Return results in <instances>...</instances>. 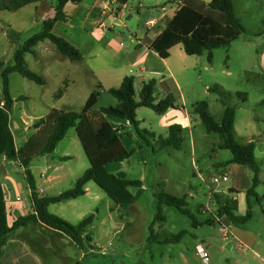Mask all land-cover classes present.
Listing matches in <instances>:
<instances>
[{
    "label": "rangeland",
    "instance_id": "374dc122",
    "mask_svg": "<svg viewBox=\"0 0 264 264\" xmlns=\"http://www.w3.org/2000/svg\"><path fill=\"white\" fill-rule=\"evenodd\" d=\"M126 1L127 6L121 12ZM167 2L168 0H81L79 3H71L67 8L68 21L58 22L53 32L77 47L83 61L72 62L50 41L37 47L35 55H26L30 69L43 76L47 83L39 85L18 73L11 75L10 90L16 100L11 117L20 123L24 121L20 130H14L16 144L23 145L34 133V123L45 117L51 109L81 112L91 93L98 90V84L102 83L106 88L116 87V83L105 82L94 74L83 78V73L79 74L80 70L75 69L92 68V62L102 66L106 62L113 63L115 59L112 58H117L114 50L122 43L125 48L135 47L136 37L141 40L148 34L150 29L147 22L159 21L163 14L162 8ZM257 2L263 5L254 7L256 0H235L236 11L245 32L229 48L216 50L212 63H209L207 53L189 56L182 46L173 53L171 64L176 71L180 90L172 82H168V87L178 97V105H184L194 119L193 129L183 131L182 150L170 148L154 152L132 132L131 137H125L130 138L125 144L130 150L136 149L135 153L128 160L107 167V171L113 175L124 173L128 180H141L143 190L140 199L127 207L118 206L97 184L90 182L87 185L89 195L80 197L76 203L65 207L72 224H78L81 220L73 214L79 208H83L85 218L94 216L93 224L87 228V232L93 237V249L86 244L81 264H203L195 256L199 243H209L212 264H264V205L251 198L253 218L244 225L236 226L250 237L247 244L242 243L234 234H229V230L216 219L225 197L214 198V193L226 190L232 180L229 170L226 172L229 175L226 183L214 184L212 177L222 175L216 169L231 160L232 154L220 148V137L208 134L199 117L193 114L197 103L207 102L210 113L220 120L225 106L219 94L212 89L219 87L224 92L226 104L236 109L235 129L239 141H253L256 145V158L261 168V183L256 191L260 195L264 194V78L262 80L255 75L259 73L261 64L259 52L264 49V0ZM101 3L106 15L95 18L93 10ZM169 4L168 2V12L173 14L179 6ZM57 6L58 0H44L39 5H28L14 13L0 12V62L12 65L16 49L42 31L45 18L54 16ZM11 30L21 34L19 41L18 38L9 36ZM48 43L53 47H49ZM68 79L72 86L67 96L61 101L55 100L54 95L63 81ZM1 88L0 75V90ZM101 92L102 97L95 110L118 103L108 90ZM136 93V99L140 100V92ZM162 95V90L156 91L157 101ZM244 95L247 96L246 99ZM25 97L28 99H24ZM162 118V115L152 109L142 107L138 110L142 129L166 137L169 129L161 127ZM149 140L153 143L152 138L149 137ZM65 155L70 159H60ZM13 164V167H8V181L0 182L13 186V194L22 195V192L16 190V185L26 184L24 171L18 163ZM49 164L53 170L59 169L57 174L62 177L41 186L45 196L50 197L73 188L76 180L90 167L75 129H71L58 144L52 160L47 161L46 157L36 158L31 170L40 177L41 173L47 171ZM248 171L252 183L253 175L249 169ZM129 190L134 195L139 192L136 187H130ZM161 192L185 197L193 217L182 214L175 207H165L166 220L155 225V241L149 243V226L158 212L156 194ZM246 192L244 190L238 196L239 216L246 215L248 210ZM23 196L28 200L27 194ZM63 205L67 206L66 203L52 205L50 211L55 215L62 214ZM209 219L217 222L208 224ZM195 221L199 225H195ZM224 232H227V238ZM180 233H184V237L179 243H164ZM249 242L252 244L249 245ZM67 251L72 253L70 246H67Z\"/></svg>",
    "mask_w": 264,
    "mask_h": 264
},
{
    "label": "trees",
    "instance_id": "16d2710c",
    "mask_svg": "<svg viewBox=\"0 0 264 264\" xmlns=\"http://www.w3.org/2000/svg\"><path fill=\"white\" fill-rule=\"evenodd\" d=\"M44 0H0V12H17L22 8L43 2ZM79 3L80 0H58V6L54 16L46 18L40 33L33 35L24 44L20 45L14 53V63L6 65L0 62V75L2 88L0 90V172L4 163H18L24 171V177L31 192L32 212L18 218L12 225L9 224V213L6 201V193L0 182V253L3 252L10 235L21 227L31 223H42L54 230L67 235L80 249L85 250L86 244L90 245L91 235H85L87 228L93 224L94 216L83 219L78 224H72L64 218L52 214L49 207L53 204L75 200L86 195V187L90 182L97 184L118 206L127 207L136 203L143 190L141 180H128L124 173L113 175L107 171V167L113 163H121L128 160L135 149H127L121 140L119 130L109 122L108 117L128 121L134 132L142 141V144L150 146L154 152L170 148L182 150L183 128L180 125L169 127L168 136H157L140 127L138 109L145 107L152 109L159 115L166 114L170 109H178V100L170 93L165 98L157 101L155 92L157 80L151 79L144 82L140 91V100H137L135 89V77L127 76L120 87L111 88L108 92L117 101V105L103 107L95 110L100 98L101 86L94 90L88 98L81 112L66 111L53 108L43 118L34 123L35 133L27 142L17 148L15 137L11 127V113L16 100L11 95L10 77L18 73L22 77L39 85H46V79L30 69L26 55H35V48L42 42L51 41L56 49L72 62H81L83 56L79 49L66 38L56 35L53 31L58 22H67L68 16L65 7L68 3ZM169 3L178 4L179 8L167 24L165 30L153 41L150 48L158 53L162 59L170 57V50L182 45L189 56H202L207 53L209 63L213 62L214 52L221 48H228L238 40L245 32L241 18L238 16L235 0H212L205 3L201 0H168ZM20 33L10 31L11 38H18ZM68 81L58 89L54 98L61 99L67 89ZM225 106L223 118L217 120L209 111L207 102L197 103L194 107V115H197L208 134H216L220 137L221 149L231 152L232 158L224 166L233 164L246 166L253 175L252 186L246 192L248 210L246 215H237L238 202L233 199H225L224 205L217 212V217L226 216L235 225H244L253 218V210L250 199L254 198L259 204L264 205V194L256 191L261 181L259 174L260 165L256 158V145L254 142L242 143L239 141L235 124L236 109L224 101L225 94L215 87ZM247 96L244 95V99ZM3 103V105H2ZM75 129L84 152L90 162V167L76 180L73 188L58 196H44L40 193L36 179L32 173V162L39 157L54 156L58 144L65 139L68 132ZM153 139V143L149 140ZM68 160L70 158H63ZM5 160V162H4ZM130 187L139 188L137 195L129 190ZM214 198H218L214 193ZM158 212L152 220L148 237L149 243L155 241L154 227L159 222H165V207H175L182 214L193 217L188 209L185 197L180 198L168 193H158ZM215 219L207 220L208 224L216 223ZM195 225H199L195 221ZM184 233L165 240V244L179 243Z\"/></svg>",
    "mask_w": 264,
    "mask_h": 264
},
{
    "label": "crops",
    "instance_id": "0c3cea01",
    "mask_svg": "<svg viewBox=\"0 0 264 264\" xmlns=\"http://www.w3.org/2000/svg\"><path fill=\"white\" fill-rule=\"evenodd\" d=\"M201 1L205 3H209L212 0H209V1L201 0ZM257 1L258 0H256V4L254 7H261L263 4H260ZM71 3L72 2L68 3L65 7V13L67 16H68L67 8ZM39 4H41V2L37 4H32V5H39ZM169 5L178 6V4L176 3L174 4L170 3ZM126 6H127V1L124 2L123 7L121 8V12L123 8H125ZM164 6L165 7L162 8L163 14L160 16L159 21L151 20L155 23V25L151 28H148L150 29L148 30V34L145 35V37L142 38L141 40H139L136 37L137 44L135 47L125 48L122 43L120 47L116 48V50L113 49L115 53L117 54V58H112L113 60L115 59L113 63L106 62V64L102 66V64L100 63L92 62L93 64L92 68H88V69L86 68L84 70H81V68L75 69V70H80L79 74L83 73V76H82L83 78H86L89 74H92V75L94 74L96 77L100 76L101 78H103L105 82L107 81L108 83L117 84L116 87H110L108 85L109 87L107 88L102 83L98 84L97 87L101 86L100 98L102 97V92H101L102 90L104 91V89H106L109 91L111 88L120 87L123 80L127 76L135 77L136 92L141 91L142 85L144 82H147L151 79H156L157 80L156 91L162 90L163 92L161 99L165 98L168 94L171 93L169 89L170 87H168V82H172L174 86L180 90L179 81L176 79V75H175L176 71L173 65L171 64V59L173 57V53L175 52V50L178 49L182 45L180 44V45L173 47L170 50V57L167 59L160 58L158 53H156L150 48L153 41H155V39L165 30L167 24L169 23V21L172 19V17L175 14V11L173 14H170V12H168V2ZM102 15H106V12H104L103 4L101 3L98 6H95L93 10V17L97 18ZM114 15L115 14H113V16ZM259 16L260 14L258 13V17ZM47 41L49 40H46L40 43L37 47L41 45H45ZM47 45L49 47H53L50 43H48ZM36 48H35V52H36ZM259 57H260L261 64H259V73L257 72L255 73V75L257 78H260L263 80L264 78V49H261V51L259 52ZM75 67H78V66H75ZM67 81L69 83H68L66 92L64 96L61 99H59V101L63 100L71 89L72 83L69 79ZM181 98L183 100L182 96ZM24 99H28V98L25 97ZM176 99L178 100V97H176ZM224 111H225V108H224ZM137 115H138V111H137ZM223 115H224V112H223ZM223 115H222V118H223ZM162 117H163L161 121L162 128L169 129V127H171L172 125H180L182 126L183 131L184 129H187V130L193 129L194 123H192V121L194 119H192L190 112H187L186 107L184 105L182 107H179L178 109H170L166 114L162 115ZM108 120L114 126V128L119 130V135L121 136V140L123 144L125 145V147L127 148L125 143L127 142V140H130V138H125V137H128L127 135L131 137V133L134 132V129L132 128L130 123L128 121H123V120L113 118V117H108ZM22 123L24 124V121H21L20 123L18 120L13 119L11 117V127H12L14 137H15L14 130H17V131L20 130ZM34 133H35V129H34ZM27 140L25 141V143L27 142ZM16 146L17 148L21 147V146H18L17 144ZM53 157L54 156H51V158H46V160L50 161L53 159ZM66 157L70 158L69 156L65 155L61 157L60 159L64 160L63 158H66ZM9 165L10 167H13L14 164L10 162L4 163L3 166H5L6 172H3V171L0 172V181H3V182L8 181V177L10 175V170H8ZM224 165L225 164L219 165L216 170L221 173H225L229 170L231 174L230 179L232 180V184L226 188L227 191L221 190L219 191V193L217 192L216 194L218 197L224 196L225 199L229 198V199L236 200L238 202V209H237V212H238L239 211L238 196L242 195L244 190L247 191L252 186V183L250 181L251 180L250 173L247 167L243 165L233 164L231 165L232 166L231 168H226V166ZM46 170H47L46 172L41 173L40 177H37L36 175L33 174L36 179L38 189L40 192H42L44 196H45V191L44 189L41 188V186L44 183H52L62 178L60 177V175L57 174L59 173V169L53 170V167L50 164L48 165V168ZM2 184L5 189V193H6V201H7L8 213H9V224L12 225L18 218L28 215L29 213L32 212V204H31V198H30L31 192L29 190L27 181H26V184L19 183L16 185V190L20 193L22 192V195H18L17 193L13 194L12 193L13 186L9 187V185H6V183H2ZM86 191L87 193L85 196L89 195L88 187H86ZM25 194L28 195V200L25 198V196H23ZM19 197L23 200L24 203L28 204V207L26 209L22 208V202L17 201ZM76 202H77V199L58 203V204L66 203L67 206H64V205L61 206L63 207L64 212L62 214L56 213V215L64 218L65 220L69 222H72L70 217H68L65 211V207H69L70 205H73V203H76ZM53 205H56V204H53ZM51 206L49 207V211H50ZM73 214L74 216L79 217L81 219L80 221H82L83 219H85L86 213H84L83 208H79V210L75 211ZM219 222L221 223L222 226H224L227 230H229V234L230 233L234 234L237 238L241 240L242 243L247 244L246 242L250 239V237L244 234L245 232L243 230H241L240 228H237L236 227L237 225L233 224L229 220L228 217L226 216L220 217ZM85 235H89V233L86 231ZM90 235H91L92 241L89 246L91 247V250H92L93 249L92 247L93 237H92V234ZM205 244L207 245L208 251H209V243H205ZM251 244L252 243L249 242V245ZM67 246H70V248L72 249V253L67 251ZM84 254H85L84 250L80 249L64 233L54 230L42 223H31L26 227H21L17 229L15 232H13L10 235L7 241V244L5 245L3 249V252L0 253V264H81L80 262ZM195 256L197 257V255Z\"/></svg>",
    "mask_w": 264,
    "mask_h": 264
},
{
    "label": "built area",
    "instance_id": "2783aa9c",
    "mask_svg": "<svg viewBox=\"0 0 264 264\" xmlns=\"http://www.w3.org/2000/svg\"><path fill=\"white\" fill-rule=\"evenodd\" d=\"M154 25H155V23L153 21L147 22L148 28H151ZM2 105H3V103H2ZM212 181L214 184H217V185H219L222 182L226 183L229 181V175H228V173L225 172V173H222L221 176H213ZM40 193H42V192H40ZM210 197L212 200V197H213L212 194ZM17 201L22 202V208L26 209L28 207V204L24 203L20 197L17 199ZM216 219L218 221L220 220L218 217ZM224 236H225V238L227 237V232H224ZM196 255H197V257H199L202 260L203 264H212L211 256H210V253L208 251V247L205 243H199L197 245ZM215 264H218V263H215Z\"/></svg>",
    "mask_w": 264,
    "mask_h": 264
},
{
    "label": "water",
    "instance_id": "95a60500",
    "mask_svg": "<svg viewBox=\"0 0 264 264\" xmlns=\"http://www.w3.org/2000/svg\"><path fill=\"white\" fill-rule=\"evenodd\" d=\"M46 158H51V155H47ZM1 171L6 172L5 166H2L1 167Z\"/></svg>",
    "mask_w": 264,
    "mask_h": 264
}]
</instances>
